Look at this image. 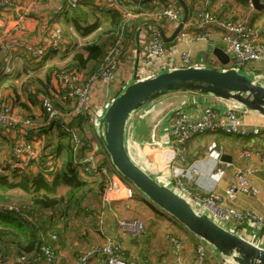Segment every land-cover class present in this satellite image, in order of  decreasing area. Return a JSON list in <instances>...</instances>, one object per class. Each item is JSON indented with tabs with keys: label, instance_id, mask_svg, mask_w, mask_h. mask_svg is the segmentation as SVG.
I'll list each match as a JSON object with an SVG mask.
<instances>
[{
	"label": "built area",
	"instance_id": "2783aa9c",
	"mask_svg": "<svg viewBox=\"0 0 264 264\" xmlns=\"http://www.w3.org/2000/svg\"><path fill=\"white\" fill-rule=\"evenodd\" d=\"M27 1L32 3L36 2V0ZM95 1L100 6L120 11L125 22H133L139 17L144 18L147 22L151 21L146 26L149 34L145 50L142 54V66L139 71V78H145L149 74L147 68L151 65V62L155 59L162 58L166 52L164 42L159 35V29H162L161 27L166 25L177 27L183 18L181 7L175 2L169 3L167 1L166 3L160 4L161 2L159 1L156 4H151L153 8L149 10L140 4L141 0H135L136 5H131V3L126 4V0ZM87 2L89 1L64 0V5L60 6V8H65L67 11L74 10ZM194 2L197 3L193 4V6L199 5V8L194 7L196 13L193 15L192 20L188 17L186 24L183 25L181 30V32H189V35L184 40L186 43L191 44L207 41L210 37L211 26H217L222 30L220 41L225 53L230 57L228 69H233L247 76L248 69L251 65L256 63L264 65V45L257 42L253 28L242 21L220 20L214 12L209 11L205 3H200L199 0H194ZM245 2L248 8L253 10V0H245ZM22 5L23 0H0V19L7 16L12 22H15L14 30L16 33H22V30L27 28L28 11L30 9L23 11V8H21ZM19 8L20 11H18ZM55 26L52 28L50 34L52 39L50 48L52 52L59 51L62 35L61 30ZM138 32H140L139 28L135 30V33ZM0 44H3L6 51L18 52L19 50V43L14 40H10L9 42L0 41ZM23 50L31 56L33 61L44 57L48 52V49L43 43L26 44ZM123 53L124 47L121 45L120 36L119 40L107 49L98 73L89 77L87 80H83L80 75L72 72L55 76L58 85L69 91V95L73 99L74 103L71 113L60 114L54 110L48 98H42L41 100V106L47 113L46 125L55 122L57 119H61L64 131L70 135L72 154L80 175L89 181L99 180L101 175L107 178L108 184L101 197L104 203L103 206L105 205L106 209H109L115 202H131L134 196L139 194L113 168L101 138L102 131L105 128L103 119L104 112L116 96H111L110 99H107L106 104L102 103L98 107L90 105V95L95 84L101 82L109 85L114 81L115 72L121 62ZM171 64L173 63H163L159 67L158 72L188 68L191 65V58L187 54L182 53L179 61L173 65ZM250 80L252 81V79ZM103 108L104 111L101 110ZM72 119H81L84 121L90 127L88 133L84 136L81 135L79 132L80 129L71 124ZM14 126L25 127L24 132L40 127V125H37L31 119H25L23 121L18 119L11 106H3L0 110V129L11 132L10 130ZM260 132L261 129L258 127H248L235 108H228L224 113L220 114L211 107H204L198 119H194L183 109L175 110L172 113L168 131L171 146H163L161 148L162 150L167 149V159L169 162L173 166H179L175 170L172 185L169 184L167 188L184 199L196 213L206 215L211 221L235 235V227L238 225H248L257 230L261 229L263 221L252 210L237 211L227 205L231 203L237 193L245 196H256L259 194V190L248 180V170L246 168L236 170L232 182L225 190L224 196H220L214 192H192L182 181L188 175L199 174L196 167L187 165L186 162V146L191 140L208 133H221L228 137L247 138L256 137ZM38 145V141H28L22 135V138L15 140L14 146L11 149V161H9L7 166L10 169H14L15 167L23 168L30 162L35 165L39 158ZM241 155L246 161L253 155L261 157V154L258 152L250 153L244 151ZM207 156L213 165L220 162L222 154L214 142L208 146ZM130 158L136 164V161L132 157ZM52 165L50 161L47 163V173H51L55 168ZM137 166L141 168L139 165ZM221 175L222 173L218 172L216 178H219ZM118 227L120 231L130 234L132 239H138L137 235H142L143 232V226L138 222H124L118 225ZM102 235L105 239L102 246L93 247L77 257L71 264H89V261L93 257H100L103 264H147L146 261L126 260L122 254L121 243L117 239L106 238L104 233ZM51 239L55 241L56 237L53 235ZM169 240L174 248V254L178 255L181 249L180 240L174 237H170ZM41 251L43 253L41 259L27 261L25 257H20L6 264H57L56 261H58L59 256L55 250H51V247L45 246ZM210 251L216 252L209 244L196 238L195 255L197 264H207V256L211 253ZM219 257L220 260L217 264H235L229 258L222 257L221 255Z\"/></svg>",
	"mask_w": 264,
	"mask_h": 264
},
{
	"label": "crops",
	"instance_id": "0c3cea01",
	"mask_svg": "<svg viewBox=\"0 0 264 264\" xmlns=\"http://www.w3.org/2000/svg\"><path fill=\"white\" fill-rule=\"evenodd\" d=\"M126 1V4L129 2L131 5H136L135 0ZM159 1L161 2L160 4L167 1H169V3L175 2L174 0H141L140 4L151 5L156 4ZM183 1L186 3L189 9V19L192 20L193 15L195 14V8L193 6L194 0ZM244 1L245 0H199L200 3H205L208 6L209 11L214 12L215 15L220 18V20L242 21L248 24L255 31L257 42L264 45V9L260 12H257L254 9L251 10L246 4L243 5L242 2ZM260 3L264 5V0H260ZM176 4L179 5L178 3ZM63 5L64 0H36L35 3L23 0V5L21 6L23 11L29 8L31 9L30 11L33 12L27 20L26 29L28 31L24 33V35L31 31H35L37 35L36 37H33L35 39H31V41L28 37H24V40L22 41L23 47L28 43H52V39L48 33V30H52L54 25H56L55 27L61 30L62 35H67L65 36L66 39L64 38L65 44L63 46V48L67 51L66 59L69 60L74 53L81 52L79 49L83 45L79 43L77 39L81 42H85L86 39H89L92 35L81 39V37L74 33L70 24L65 22V13L63 12L66 11V9L60 8V6ZM44 13H49L50 16L52 15L51 20L49 16L43 15ZM35 16L40 18L41 22ZM4 19L5 18L0 19V30L4 29L6 31H10L7 29L8 27L13 26L14 28L15 22H12L10 18L7 17V23V20L5 21ZM137 20H140L139 24L137 25V27L139 26L140 32L133 35L131 31H127L126 33L129 35H124L123 40H121L124 47V53L115 72L114 81H112L109 85H105L101 82L95 84L90 95L91 106L98 107V105L102 103L106 104L108 101L107 99H110L111 96H117L132 81L150 79L158 74L168 72V70L158 72V69L165 62H171L173 64L177 63L182 53L187 54L189 58H191V65L189 67L215 69L219 71L228 69L229 66L224 67L220 65L215 57L211 54V46L223 47L220 41L222 30L217 26H211L210 37L205 42H195L188 44L184 40L186 39L185 37L189 35V32L182 31L171 43H164V47L166 49L165 54L162 56V58L153 60L151 65L147 68L149 74L145 76V78L140 79L139 71L142 66L141 59L146 47L149 32L146 27V21L141 19V17ZM40 23L50 26V28L46 27L47 33H45V31L42 29L40 30V28L38 30L37 25ZM161 28L165 36L170 37L177 27L166 25L162 26ZM12 34H14L13 31ZM18 34L19 33H16L15 31L14 36L7 38L6 41L17 38L16 36ZM19 36L20 39H23L21 38L20 34ZM73 39L76 41L72 42ZM19 47H21V43H19ZM0 53L1 56L3 55L5 57V68H8L9 66L11 70H14L11 73L12 77L17 74L15 70H18V74L22 75L21 82L24 84L26 81H29L30 78L44 80L38 77L36 72L43 66L46 67V64L42 65V67L36 70L32 68V65H30L28 62L23 61L24 65L21 66L23 67L22 71L20 70V67L13 66V62L19 58L18 54L21 53L20 48L18 52L6 51L4 47L1 46ZM22 53H24V50ZM55 56L59 58L61 57L59 53L58 55L51 56L49 59L54 58ZM13 57H15V59H13ZM49 59H47V61ZM247 74V76L252 79L253 83L264 88L263 64L256 63L251 65ZM9 94H11V92H9ZM15 95L18 96L20 102L21 100H24V104L28 105V110L20 108L23 111V114L32 116V120L36 124L40 125V129H42L44 124L41 122L38 109L34 106H31L30 102H28V99L22 94L21 89H19ZM64 99V97L58 99L60 106L63 108L69 107L67 103L63 102ZM6 100L12 101V97L8 96L6 97ZM204 107H211L214 109V111L220 114L224 113L228 108H235L238 110L243 122L248 127H258L261 129V132L256 137L247 138L228 137L221 133H208L191 140L186 146V162L187 165L196 167V169L199 171V174L188 175L183 178L182 181L192 192H214L215 194L224 196L225 190L232 182L236 170L246 168L248 170V180L259 190V194L256 196H245L237 193L231 203H228L227 205L231 206L237 211L252 210L255 214L261 217L263 221V226L261 229L257 230L254 227L248 225H238L235 227V232L236 235L245 241L257 246L258 248L264 249L263 116L257 114L256 112L247 111L232 101H225L210 95H198L195 93H171L146 105L131 115L126 125L124 135V144L127 153L136 161V164L139 165L142 170L158 184L165 187H168L169 184L172 185L175 170H177L179 166H173L169 162L167 159L168 151L166 148V150L161 149L163 146H171L168 131L172 113L177 109H183L191 117L198 119ZM101 110L104 111V108ZM81 126L83 129L85 128L84 124H81ZM8 134L10 135V138H12V141L18 140V138L20 139L21 137V135L19 136L17 133L14 134L9 132ZM3 139H5V137L0 138V141ZM212 142H214L220 149L222 154L221 157H226V160H222V158H220V162L215 165H213L212 161L209 160L207 156L208 146ZM8 151L10 152V149L7 150L6 154L8 155L6 157L10 159L11 154L8 153ZM244 151H248L250 153L258 152L261 154V157L253 155L248 161H246L241 155ZM184 168H186V166H184ZM218 172H221L222 175L219 178H216ZM142 197L143 196L141 194H137L135 201H139L147 208L150 213H152V211L144 204L143 200L145 198ZM127 203H124L123 201L113 203L106 212V215H109L111 219L116 218L113 209H117L123 204ZM112 206L115 208H112ZM154 217L158 221L163 222L161 218L155 215ZM151 225H154V223H151L150 226ZM110 226L116 225L111 223ZM175 229L177 230V238L180 240L181 245L178 255L174 254V248L170 240H163L161 245L156 242L155 249L150 250L146 248L147 239L144 241H136L127 236H122L116 229H113L112 231H117L119 234L115 237L117 240L119 239L118 241L124 246L122 254L123 257L128 261H146L147 264H197L195 255V236L184 229L176 227ZM68 249L69 247L64 245L62 247H58V249L55 250L59 254L60 260L63 262L75 260L76 257L80 256H76L72 252H69ZM134 252H138L139 256L134 257ZM210 252L211 253H209L207 256L208 263H206L217 264L220 260L219 255L216 252ZM89 264H103V261L100 259V257H93L89 261Z\"/></svg>",
	"mask_w": 264,
	"mask_h": 264
},
{
	"label": "trees",
	"instance_id": "16d2710c",
	"mask_svg": "<svg viewBox=\"0 0 264 264\" xmlns=\"http://www.w3.org/2000/svg\"><path fill=\"white\" fill-rule=\"evenodd\" d=\"M88 1L77 9L63 12L65 13V22L70 24L74 33L79 37L85 38L93 34L86 42L82 43L83 46L79 51L83 53H74L61 68H47L44 80L30 78L24 84L21 82L22 75L18 73L14 77L11 74L5 75V80L13 82L11 83L13 86H19L16 88L21 89L31 106L38 109L39 117L44 124L42 129L37 127L25 132V127L20 126L19 133L23 134L28 141H41L44 144L39 151V158L35 165L30 162L23 168L15 167L14 169L6 166L7 174H4L5 169L0 173V264H6L20 257H25L27 261L38 260L43 256L41 251L43 247L64 246V236L71 229L69 224L74 220H80L82 214L84 217H90L94 212L92 210L93 203L100 199L106 190L108 181L104 175H101L99 180L90 181L80 175L78 166L74 162L70 135L64 131L61 119L46 125L47 113L41 106L42 98H48L58 113H71L74 102L69 91L63 89L62 86H57V98L64 97L63 102L68 104L69 109L60 106L59 102L54 100L51 95L53 91L57 92L52 85L57 83L55 76L72 72L80 75L83 80H87L98 73L107 49L114 45L120 36L123 40L124 35H129L126 33L127 31H131L134 35L135 30L139 28V26L137 27L140 21L137 20L138 18L130 23L125 22L120 11L100 6L95 0ZM242 3L246 4L245 1ZM144 6L149 10L153 8L150 4ZM141 19L146 21L142 17ZM4 20H7V16ZM47 28L50 26L48 25ZM47 28L43 29L45 33ZM65 36L67 35H61L59 51L52 52L50 48L52 43H46L44 45L49 53L42 58L33 61L25 51L19 53L18 56L26 62L35 63L30 65L36 70L44 65L45 60L57 55L58 52L61 54L62 61H65L67 57V51L63 48ZM4 59L5 57L2 55L0 58V80L4 76L3 69L6 64ZM16 92L13 91L14 94ZM14 98L12 101H8L9 104H12L11 106L28 110V105L21 103L17 95ZM29 116L26 115L24 118L32 120V116ZM71 124L77 126L83 136L90 130V127L81 119H72ZM81 124L85 125L84 129ZM6 131L0 129V138L8 139L7 136H4ZM14 143L15 141L10 147V154ZM49 161L51 165L53 163L55 166L54 168L52 165L54 169L51 173H47ZM35 170L37 173H34ZM60 188L64 190L61 194ZM14 199L17 200V203L13 202ZM143 201L155 216L170 222L176 228L184 229L154 205L145 199ZM59 224H62L61 228H59ZM53 235L56 237L55 241L51 239Z\"/></svg>",
	"mask_w": 264,
	"mask_h": 264
},
{
	"label": "water",
	"instance_id": "95a60500",
	"mask_svg": "<svg viewBox=\"0 0 264 264\" xmlns=\"http://www.w3.org/2000/svg\"><path fill=\"white\" fill-rule=\"evenodd\" d=\"M183 11L181 23L170 37L162 29L164 43H171L181 32L189 17L183 0H174ZM253 9L260 12L264 5L253 0ZM211 54L222 66L229 65L224 47L211 46ZM171 93L210 95L242 106L264 117V88L233 69L219 71L207 68H180L150 79L130 82L104 112L105 128L101 138L111 165L149 203L170 216L186 231L209 244L219 255L235 264H264V249L220 227L206 215L196 213L190 205L167 187L158 184L139 168L127 153L124 144L126 125L133 113ZM226 160V157H221Z\"/></svg>",
	"mask_w": 264,
	"mask_h": 264
},
{
	"label": "rangeland",
	"instance_id": "374dc122",
	"mask_svg": "<svg viewBox=\"0 0 264 264\" xmlns=\"http://www.w3.org/2000/svg\"><path fill=\"white\" fill-rule=\"evenodd\" d=\"M196 3L197 2H193V4H196ZM194 7L199 8V5H196ZM28 9H25V11H27ZM30 10L28 11L29 16H31L33 13ZM18 11H20V8L18 9ZM195 13H196V11H195ZM43 15L49 16L50 20L52 18V15L50 16L49 13H44ZM36 18L39 19V21L41 22L40 18H38V17H36ZM41 24L42 23L37 25L38 30H39V28H40V30L46 29L47 25H43V24L41 25ZM7 29H9L10 31H6L4 29L0 30V41L1 42H9V41H6L7 38L13 37L15 34L13 26L8 27ZM12 31L14 32V34H12ZM27 31L28 30L25 29V30H22V33H19L21 35V38H23V39H20L19 34L16 36L17 38L13 39L16 42L21 43V47H19L21 53L23 52V46H22L23 42L22 41L24 40V37H28L31 41V39H35L33 37L37 36L35 31L28 32L26 35H24V33H26ZM48 33L51 34V30L50 31L48 30ZM91 35H93V34H91ZM87 40L88 39H86V41ZM75 41H76L75 39L72 40V42H75ZM77 41L81 44L84 43L83 41L81 42L78 39H77ZM121 45L123 46L122 41H121ZM1 46H3V44H0V47ZM48 53H49V51L47 52V54ZM59 53L60 52H58V54ZM0 56H1V53H0ZM13 59H15V57H13ZM23 61L25 62V60H23L22 58L19 57L17 60H15L13 62L14 63L13 66L20 67V70L22 71L23 67H21V66L24 65ZM46 61L47 60L44 61V64H46V67L43 66L40 70H38L36 72V75L42 79L45 78V71L47 70V67H49L51 65L50 67L61 68L66 63L67 59L65 61H62V57L59 58V57L55 56L54 58L49 59L47 62ZM29 64H35V63H29ZM13 71L14 70H11V68H9V66L7 69L6 68L3 69L4 76L0 80L1 81L0 82V107H2L5 104H8L9 106H11L12 104L8 103V101L6 100V97L9 96V97H12L13 99H15L14 97H16V95L13 93V91L15 92V91L19 90V88H16L19 86H13L11 84L13 82L9 81L8 79L5 80V78H6L5 75L11 74ZM15 71L17 73H19L18 70H15ZM7 82H9V83H7ZM16 82H18V81H16ZM52 85L54 86V89L57 92L53 91V94H51V95H53L52 97L54 98V100L58 101L56 94H58L59 85L57 83H53ZM9 92H11V94H9ZM21 103L24 104L25 101L21 100ZM11 108L13 109V111H14L16 117H18V119H20L22 121L25 119H29V118H24L26 115L23 114V111L20 109V107L11 106ZM65 108L69 109L70 107H65ZM20 128L21 127H19V126H14L10 131L14 134L17 133V135H19V136L21 135L20 138H22L23 134L19 133ZM4 133H5L4 136L8 135L7 136L8 139H3L0 141V173L2 172V170L5 169L4 174H7L8 170H7L6 166L9 163V161H11V159L6 157L8 155L6 153H7V150L10 149L13 141H12V138H10L8 131H6ZM38 143H39L38 147L40 150L41 147H43L44 143H42L41 141ZM8 153H10V152L8 151ZM34 173H37V171L35 170ZM87 181H89V180H87ZM59 191L61 194V193H63L64 190L62 188H60ZM13 196H16V195H13ZM136 196H134V198L132 199L131 202H128L127 204H123L122 206H120L117 209H113V212L116 215V218L113 217L114 219H111V217L109 215H106V212L108 211V209H106L105 205L103 206L104 203L102 201V198L97 199L95 201V203H93V205H92V210H94V212L90 217H84V215L82 214L80 217L81 218L80 220H74L72 223L69 224L71 229L64 236L65 237L64 238V245L66 247H69L68 251L72 252L76 256H79V255L89 251L90 249H92L95 246H102L105 242V239L103 238V235H102L103 233L105 234L106 238L109 237V238L117 239L115 236H117L119 234L117 233V231L113 232L112 231L113 229L118 230V232L122 236H127L129 238H132L130 234L123 232V231H120L118 225H120L124 222H138L143 226V229H142L143 232L141 231L142 235H137L138 239L134 238V240L144 241L145 239H147L146 248L150 249V250L155 249L156 242H158L159 245H161L163 243L162 242L163 240L169 241L170 237L177 238L178 233H177V230L175 229V226L173 224H171L170 222H167V221L160 222L157 219H155L154 215L152 213H150L144 205H142L139 201H135ZM93 201H94V199H93ZM13 202L17 203V200L14 199ZM112 208H115V207L112 206ZM111 223H114V225H116V226H110ZM151 223H154V225L150 226ZM108 225H109V227H108ZM61 227H62V224H59V228H61ZM58 241H59V238H58ZM121 246H122V250H123L124 246L122 244H121ZM56 249H58L57 246L51 247V250H56ZM133 255H134V257L139 256L138 252H134ZM58 256H59V254H58ZM140 258H141V256H140ZM14 260H12L8 263L13 262ZM74 261L75 260H71L69 262H63L60 260V256H59L58 261H56V263L57 264H71Z\"/></svg>",
	"mask_w": 264,
	"mask_h": 264
}]
</instances>
